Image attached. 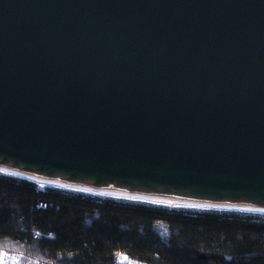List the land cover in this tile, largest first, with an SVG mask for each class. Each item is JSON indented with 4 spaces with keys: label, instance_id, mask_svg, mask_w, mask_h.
<instances>
[{
    "label": "water",
    "instance_id": "water-1",
    "mask_svg": "<svg viewBox=\"0 0 264 264\" xmlns=\"http://www.w3.org/2000/svg\"><path fill=\"white\" fill-rule=\"evenodd\" d=\"M0 167L264 208V0H0Z\"/></svg>",
    "mask_w": 264,
    "mask_h": 264
},
{
    "label": "trees",
    "instance_id": "trees-1",
    "mask_svg": "<svg viewBox=\"0 0 264 264\" xmlns=\"http://www.w3.org/2000/svg\"><path fill=\"white\" fill-rule=\"evenodd\" d=\"M16 264H264V214L170 207L0 173V254Z\"/></svg>",
    "mask_w": 264,
    "mask_h": 264
},
{
    "label": "bare ground",
    "instance_id": "bare-ground-1",
    "mask_svg": "<svg viewBox=\"0 0 264 264\" xmlns=\"http://www.w3.org/2000/svg\"><path fill=\"white\" fill-rule=\"evenodd\" d=\"M0 171L8 174H13L17 176L24 177L28 180L37 182L38 184L42 185H50V186H56V187H62V188H68V189H74V190H81V191H86L92 194H97V195H103V196H113V197H122V198H130V199H137V200H143V201H149V202H154V203H161V204H166L168 206H176V205H185V206H203L202 204L195 203V202H190V201H183V200H175V199H169V198H160V197H155V196H142V195H134V194H124L116 191H109V190H104V189H91V188H86L82 186H70L66 185L57 181L53 180H42L38 179L32 176H26V175H21L19 173H16L14 171L1 168ZM215 208L218 209H231V210H239V211H245V212H252V213H259V214H264V208H255V207H244V206H229V205H216Z\"/></svg>",
    "mask_w": 264,
    "mask_h": 264
},
{
    "label": "built area",
    "instance_id": "built-area-1",
    "mask_svg": "<svg viewBox=\"0 0 264 264\" xmlns=\"http://www.w3.org/2000/svg\"><path fill=\"white\" fill-rule=\"evenodd\" d=\"M0 261L3 263V264H16L19 262V256H16V255H11L7 252H3L0 254ZM129 264H138V263H129Z\"/></svg>",
    "mask_w": 264,
    "mask_h": 264
},
{
    "label": "rangeland",
    "instance_id": "rangeland-1",
    "mask_svg": "<svg viewBox=\"0 0 264 264\" xmlns=\"http://www.w3.org/2000/svg\"><path fill=\"white\" fill-rule=\"evenodd\" d=\"M186 207H188V206H186ZM193 208V207H192ZM1 260V259H0ZM1 262V261H0ZM2 263V262H1ZM3 264V263H2Z\"/></svg>",
    "mask_w": 264,
    "mask_h": 264
},
{
    "label": "crops",
    "instance_id": "crops-1",
    "mask_svg": "<svg viewBox=\"0 0 264 264\" xmlns=\"http://www.w3.org/2000/svg\"><path fill=\"white\" fill-rule=\"evenodd\" d=\"M0 264H2V263L0 262Z\"/></svg>",
    "mask_w": 264,
    "mask_h": 264
}]
</instances>
